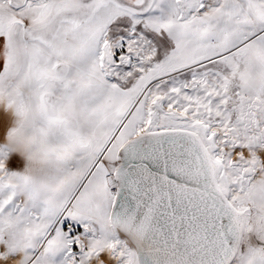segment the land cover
<instances>
[{
  "label": "snow or ice",
  "instance_id": "6c2138e0",
  "mask_svg": "<svg viewBox=\"0 0 264 264\" xmlns=\"http://www.w3.org/2000/svg\"><path fill=\"white\" fill-rule=\"evenodd\" d=\"M0 264H264V0H0Z\"/></svg>",
  "mask_w": 264,
  "mask_h": 264
}]
</instances>
